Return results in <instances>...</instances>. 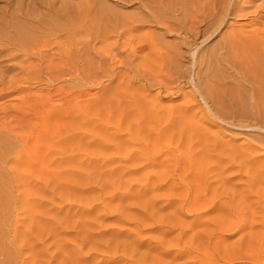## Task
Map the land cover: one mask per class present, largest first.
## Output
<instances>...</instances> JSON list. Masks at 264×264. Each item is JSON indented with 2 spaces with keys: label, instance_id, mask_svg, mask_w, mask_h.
<instances>
[{
  "label": "rangeland",
  "instance_id": "374dc122",
  "mask_svg": "<svg viewBox=\"0 0 264 264\" xmlns=\"http://www.w3.org/2000/svg\"><path fill=\"white\" fill-rule=\"evenodd\" d=\"M181 1L0 0L27 49L0 29V264H264V95L249 103L219 50L239 25L264 38V0L214 25Z\"/></svg>",
  "mask_w": 264,
  "mask_h": 264
},
{
  "label": "bare ground",
  "instance_id": "6f19581e",
  "mask_svg": "<svg viewBox=\"0 0 264 264\" xmlns=\"http://www.w3.org/2000/svg\"><path fill=\"white\" fill-rule=\"evenodd\" d=\"M8 1V0H7ZM95 1V0H94ZM100 1V0H99ZM148 1H155V2H157L158 3V5H162L163 4V0H148ZM171 1H173V0H171ZM185 0H183V2H184ZM189 1H192V0H189ZM198 1H200V0H198ZM197 1V2H198ZM202 1V0H201ZM218 1H220V0H218ZM218 1H216V0H204V1H202V2H200V4L199 5H196V7H194L195 9H193V12L191 13V15L189 14V9L187 10L188 11V14H189V16H191L193 19H195L196 20V22H203V21H206L205 23H207V21H210L209 23H211V21H213V20H216V19H220V23H222V20L225 18L226 19V17H227V15L230 17V18H232L233 16L235 17V16H243L244 15V17L245 16H247V15H249V13H251V11L249 12V10H247L249 7L251 8V4H252V2L254 1L255 2V0H242V2H240V0H230L229 1V4L227 5V4H225L224 2L226 1H223V0H221L220 2H218ZM139 2L141 3V0H139ZM165 2V1H164ZM182 2V1H181ZM182 2V3H183ZM218 2V3H217ZM241 4H240V3ZM262 2H264V1H262ZM69 3V2H68ZM83 3V2H82ZM86 3H88V1L86 2ZM143 3V2H142ZM187 3H188V1H187ZM192 4H193V2H191ZM190 3V4H191ZM228 3V2H227ZM239 3V4H238ZM70 4V3H69ZM146 4V3H145ZM145 4H142L143 6L145 5ZM151 4H153L152 2H151ZM165 4V3H164ZM173 4H174V2H173ZM172 4V5H173ZM189 4V3H188ZM187 4V5H188ZM261 4V3H260ZM85 5V4H84ZM89 5V4H88ZM141 5V6H142ZM176 5V4H175ZM177 5H178V2H177ZM252 5H254V3L252 4ZM65 6H66V4H65ZM70 6V5H69ZM96 6V5H95ZM102 6V5H101ZM143 6H142V8H143ZM146 6V5H145ZM148 6V5H147ZM147 6H146V8H147ZM150 6V5H149ZM149 6H148V8H149ZM153 6V5H152ZM155 6V5H154ZM185 6V3H184V5H183V7ZM191 6V5H190ZM193 6V5H192ZM261 6V5H260ZM260 6H259V8H257V6H255V8L258 10V9H260ZM49 7V6H48ZM51 7H53V5L51 6ZM56 7V6H55ZM72 7V6H71ZM70 7V8H71ZM81 7H83L84 8V6H81ZM87 8V11L89 12V6H86ZM91 7V6H90ZM97 7V6H96ZM176 7V6H175ZM187 7V6H186ZM185 7V8H186ZM253 7V6H252ZM62 8V7H61ZM155 8V7H154ZM157 8V7H156ZM155 8V9H156ZM174 8V7H173ZM172 8V9H173ZM178 8H179V5H178ZM92 9V8H91ZM143 9H145V8H143ZM153 9V8H152ZM152 9H150V10H152ZM191 9V8H190ZM252 9V8H251ZM21 10V9H20ZM61 10V9H60ZM147 10V9H146ZM171 10V9H170ZM253 10H254V8H253ZM19 11V10H18ZM86 11V12H87ZM97 11H99V10H97ZM140 11V10H139ZM173 11V10H172ZM174 11H176V9L174 10ZM173 11V12H174ZM55 12V11H54ZM57 12L58 13H56L57 15H60V16H62L63 18L64 17H66V13L64 12V11H58L57 10ZM68 12V11H67ZM106 12V14H107V11H105ZM153 12H156V11H154L153 10ZM152 12V13H153ZM178 12V11H177ZM191 12V11H190ZM253 12V11H252ZM255 12V11H254ZM16 13V12H15ZM133 13V12H132ZM149 13V12H148ZM147 13V14H148ZM151 13V14H152ZM12 14V13H11ZM17 14H19V13H17ZM25 14H26V12H25ZM65 14V15H64ZM75 14V13H74ZM78 13H76V15H77ZM93 14V13H92ZM103 14V13H102ZM121 14V13H120ZM125 14V13H124ZM177 14V13H176ZM188 14H185V16L186 15H188ZM252 14V13H251ZM253 14H255V13H253ZM15 15V14H14ZM135 15V14H134ZM149 15V14H148ZM30 16V15H29ZM29 16H28V18H29ZM75 16V15H74ZM73 16V17H74ZM145 16V15H144ZM152 16V15H151ZM150 16V18H152ZM173 16V15H172ZM176 16V15H175ZM226 16V17H225ZM78 17H79V14H78ZM98 20H101V15L99 14L98 15V13L96 14V16H95ZM134 17V16H133ZM153 17H155V15L153 14ZM161 17H163V16H161ZM188 17V16H187ZM1 18H3V17H1ZM5 18V17H4ZM3 18V19H4ZM27 18V19H28ZM34 18V17H33ZM75 18V17H74ZM81 18H82V16H81ZM88 18V17H87ZM104 18H105V16H104ZM107 18H109V17H107ZM107 18H105L106 19V21L107 20H109V19H107ZM111 18V17H110ZM136 18H138V17H136ZM165 18V17H164ZM189 18V17H188ZM192 18L190 19L191 21H192ZM238 18H240V17H238ZM90 19H92V18H89V20ZM96 19V20H97ZM105 19H104V22H105ZM126 19V18H125ZM125 19H123V20H125ZM130 19V18H129ZM155 19V18H154ZM179 19V18H178ZM257 19V18H256ZM256 19H254V20H256ZM68 20V19H67ZM82 20H84V17H83V19ZM111 20V19H110ZM128 20V19H127ZM131 20H133L132 18H131ZM130 20V21H131ZM142 20V19H141ZM161 20L162 19H160V21H158V23L159 22H161ZM164 20V19H163ZM163 20H162V22H163ZM166 20V19H165ZM164 20V21H165ZM217 20V21H218ZM253 20V21H254ZM260 20V19H259ZM6 21V20H5ZM51 21H53V20H51ZM70 21V20H69ZM87 21V20H86ZM94 21V20H93ZM126 21V20H125ZM136 21H138L137 19H136ZM167 21V20H166ZM178 21V20H177ZM189 21V20H188ZM217 21H215V23H217ZM54 22V21H53ZM85 22V21H84ZM96 22V21H95ZM100 22V21H99ZM101 22H102V20H101ZM110 22V21H109ZM119 22V21H118ZM117 22V23H118ZM121 22V21H120ZM135 22V21H134ZM156 22V21H155ZM161 22V23H162ZM190 22V21H189ZM3 23V22H2ZM21 23V22H20ZM26 23V22H25ZM71 24H72V21L70 22ZM81 23V22H80ZM103 23V22H102ZM123 23V22H122ZM149 23V22H148ZM166 23V22H165ZM168 23V22H167ZM204 23V24H205ZM214 23V24H215ZM1 24V23H0ZM71 24H69V25H71ZM84 24H88V23H84ZM96 24V23H95ZM104 24V23H103ZM141 24H142V22H141ZM174 24V23H173ZM211 24H213V23H211ZM213 24V25H214ZM218 24H219V22H218ZM262 24V23H261ZM24 25H26V24H24ZM68 25V26H69ZM78 25V24H77ZM77 25L75 26V29L74 30H77V29H79L78 27H77ZM85 25V26H86ZM100 25H102V24H100ZM99 25V26H100ZM132 25V24H131ZM167 25V24H166ZM176 25V24H175ZM175 25H173L172 27H174ZM191 26H189V30H187V31H191V32H194V34L195 35H199V34H201V33H203V31H205V30H207V28L206 29H200V27H197L196 26V24L194 25V24H190ZM203 25V24H202ZM249 25V24H248ZM2 26L3 25H0V29H2ZM5 26H6V30H8V31H6V33H4L5 34V36L4 37H6L5 39V41H7L8 43H9V45H12V46H15L14 48H16V47H18L20 50H22V51H24V50H26L27 51V49L25 48L24 49V47L25 46H23V45H21V42H18V41H16V40H21L20 39V35H22L24 32L21 30L20 31V29H19V31H18V29L17 30H15L14 29V27H12V25L10 24V22L8 23V22H6L5 23ZM22 26H23V24H22ZM21 26V27H22ZM41 26V23H38L37 25L36 24H33V23H28V21H27V25H26V28L27 29H29V30H31V31H33V32H35V31H38V29H39V27ZM44 26V25H43ZM58 26V25H57ZM57 26H55V27H57ZM67 26V27H68ZM82 26V25H81ZM80 26V27H81ZM88 26V25H87ZM103 26V25H102ZM121 26V25H120ZM170 26V25H169ZM177 26V25H176ZM178 26H179V24H178ZM177 26V27H178ZM218 26V25H217ZM216 26V27H217ZM238 26V25H237ZM243 26V25H242ZM19 27H20V25H19ZM72 27V26H71ZM70 27V28H71ZM74 27V26H73ZM84 27V26H83ZM116 27V26H115ZM119 27V26H118ZM131 28H130V30L129 31H131V29H132V26H130ZM141 27V26H140ZM182 27V26H181ZM208 27V26H207ZM245 27V26H244ZM16 28V27H15ZM101 28V27H100ZM105 28H106V26H105ZM133 28H134V26H133ZM136 30L138 31V28L139 27H137L136 26ZM167 30H168V26L167 27H165ZM232 28H234V27H232ZM243 28V27H242ZM4 29V30H5ZM80 29H82V27L80 28ZM85 29H86V27H85ZM150 29V28H149ZM171 29V28H170ZM181 28H179V30H180ZM184 29V28H183ZM213 28H211V30H212ZM216 29V28H215ZM244 29V28H243ZM3 30V29H2ZM3 30V31H4ZM53 30V29H52ZM70 30H72V29H70ZM69 30V31H70ZM126 30V29H125ZM133 30V29H132ZM153 30V29H152ZM176 30V29H175ZM174 30V31H175ZM182 30V29H181ZM208 30L210 31V27H208ZM207 30V31H208ZM261 30V29H260ZM1 31V30H0ZM3 31H1V32H3ZM83 31V30H82ZM88 31V30H87ZM100 31H101V29H100ZM99 31V32H100ZM122 31H124V30H122ZM121 31V33L123 34L124 32H127V31H124V32H122ZM133 31H135V29L133 30ZM176 31H178V29L176 30ZM208 31V33H210ZM213 31V30H212ZM262 31H264V30H262ZM5 32V31H4ZM7 32H8V35H7ZM22 34H21V33ZM29 32V31H28ZM40 32V31H39ZM53 32V31H52ZM73 32V31H72ZM102 32H103V30H102ZM108 32V31H107ZM107 32H106V34H107ZM144 32V31H143ZM151 32V31H150ZM168 32H171L170 30H168ZM190 32V33H191ZM10 33H13V35H14V37H16V42H14L11 38H14V37H12L13 35L12 34H10ZM32 33V32H31ZM37 33V32H36ZM84 33V32H83ZM88 33V32H87ZM90 33V32H89ZM108 33H110V32H108ZM129 33V32H128ZM133 33V32H132ZM137 33V32H136ZM145 33V32H144ZM184 33H187V32H184ZM206 33V32H205ZM204 33V34H205ZM227 33V32H226ZM226 33H224V34H226ZM229 33H230V35L228 34V37L227 38H225V36L226 35H224L223 37L225 38V40H224V42H220L221 43V46H220V49L219 50H222V52L223 53H225L224 54V58L228 61V63L230 64V66H231V68L234 70V72H235V75L238 77V79H239V83H240V85H241V83H243V84H245L248 88H246V87H244V89L245 90H247V91H244L243 92V89L241 88V91H242V94H244V96L246 97L245 99H249V103H250V101L253 103V104H257L258 103V101H256V98H257V96H259V94H261V96L262 95H264V67H262V71L261 72H258V70H261V68H259L258 70H257V68H256V56H254L255 54V50H258L259 52H260V59H261V61H262V66H264V38H262V39H260L262 36H261V34L258 32V31H252L251 33H247V31H243L242 29H240V25H239V27L236 29H232V31L230 32L229 31ZM1 34H3V33H1ZM3 34V35H4ZM102 34V33H101ZM119 34V33H118ZM189 34V33H188ZM192 34V33H191ZM207 34V33H206ZM213 34V33H212ZM23 35H25V33L23 34ZM49 35H50V33H49ZM67 35V34H66ZM71 35V34H70ZM81 35H82V33H81ZM120 35V34H119ZM134 35H135V33H134ZM146 35V34H145ZM144 35V36H145ZM186 35V34H185ZM214 35V34H213ZM11 36V37H10ZM28 36V35H27ZM62 36V35H61ZM147 36V35H146ZM145 36V37H146ZM192 36V35H191ZM194 36V35H193ZM208 36V35H207ZM3 37V36H2ZM38 37V36H37ZM40 37V36H39ZM67 37L69 38V36L67 35ZM72 37V36H71ZM95 37H96V35H95ZM106 37V36H105ZM153 36L151 35V38H152ZM258 37H260V38H258ZM18 38V39H17ZM21 38H23L24 39V37H21ZM101 38V37H100ZM118 38V37H117ZM141 38V37H140ZM150 38V39H151ZM0 39H2L1 37H0ZM22 39V40H23ZM26 39V38H25ZM24 39V40H25ZM43 39H46V38H44L43 37ZM66 39V38H65ZM95 39V38H94ZM106 39H107V37H106ZM146 39V38H145ZM184 39H186V38H184ZM256 39H257V41H256ZM30 40V39H29ZM32 40H34V39H32ZM36 40H38V39H36ZM47 40V39H46ZM45 40V41H46ZM103 40V39H102ZM144 40V39H143ZM148 40V39H147ZM248 40H251L252 42H253V40L255 41V43L256 44H254V46L252 47L251 45H250V43H248L249 45H250V48H249V46L246 44L247 43V41ZM35 41V40H34ZM34 41H32L31 43H33ZM44 41V42H45ZM90 41V40H89ZM124 41V40H123ZM158 41V40H157ZM186 41V40H185ZM246 43H245V42ZM27 42V41H26ZM48 42V41H47ZM155 42V41H154ZM153 42V43H154ZM182 42V41H181ZM193 42V41H192ZM249 42V41H248ZM8 43H6L7 45H8ZM24 43H25V41H24ZM29 43V42H28ZM52 43V42H51ZM108 43V42H107ZM114 43V42H113ZM141 43V42H140ZM144 43V42H143ZM147 43V42H146ZM179 43H180V41H179ZM178 43V44H179ZM186 43V42H185ZM189 43H190V41H189ZM189 43L187 42V44L189 45ZM218 43V42H217ZM254 43V42H253ZM41 44H43L42 43V41H41ZM47 44V43H46ZM46 44H43L42 46H43V48L46 46ZM78 43H74V41H72L71 43H70V50L68 51V52H70V54H72V52H76L78 55H77V59L76 60H70V62H69V67L68 68H70L71 70H76V71H79L78 69L79 68H83V65H84V59L81 57L82 55H80V54H82V52H81V47H83V46H81L80 48L79 47H77L78 45H77ZM102 44V43H101ZM149 44V43H148ZM173 44H176V43H173ZM177 44V45H178ZM194 44V43H193ZM32 45V44H31ZM45 45V46H44ZM86 45H88V44H86ZM113 45V44H112ZM114 45H115V43H114ZM175 46V48L177 47V49H176V52L177 53H179L178 51L180 50V48L178 47V46ZM186 45V44H185ZM184 45V46H185ZM116 46L117 45H115L114 47L116 48ZM119 46H121V45H119ZM119 46H117V47H119ZM133 46L134 45H132V48H133ZM139 46V45H138ZM137 46V47H138ZM150 47L151 49H153L154 47L153 46H151V45H147V44H143V46H142V48H146V47ZM155 46V45H154ZM157 46V45H156ZM155 46V47H156ZM183 46V44L181 45V47ZM7 47V46H6ZM5 47V48H6ZM33 47V46H32ZM39 47V46H38ZM65 47V46H64ZM100 47H102V46H99L98 48H100ZM136 47V46H135ZM165 47L167 48V51L166 52H168V47L167 46H163V49H165ZM170 47V46H169ZM11 48V47H10ZM53 48V47H52ZM59 48V47H58ZM68 48V47H67ZM87 48V47H86ZM105 48V47H104ZM139 49H137V50H140V47H138ZM156 48H158V46L156 47ZM159 48H160V45H159ZM173 48V47H172ZM175 48H173L174 49V51H175ZM48 49V48H47ZM97 49V48H96ZM108 49V48H107ZM120 49V48H119ZM136 50V48H133V50ZM161 49H162V47H161ZM162 49V50H163ZM171 49V48H170ZM170 49H169V51H170ZM18 50V49H17ZM29 50V49H28ZM90 50V49H89ZM143 50V49H142ZM63 51H65V50H63ZM62 51V52H63ZM83 51V50H82ZM100 51H103V50H100ZM132 51V50H131ZM141 51V50H140ZM157 51V50H156ZM165 51V50H164ZM173 50H171L170 52L171 53H173L172 52ZM29 52H31L30 50H29ZM39 52V51H38ZM66 52V51H65ZM68 52H66V54L68 53ZM96 53H97V51H95ZM110 52H112V50L111 51H107V50H104L102 53H105L106 55H110L111 53ZM134 51H132V53H133ZM137 52V51H136ZM136 52H134L135 54H136V56L138 55ZM149 52V51H148ZM151 52V51H150ZM158 52H160V51H158ZM166 52H165V55H166ZM169 52V53H170ZM176 52H174L175 54H176ZM219 52V51H218ZM257 52V51H256ZM10 53V52H9ZM12 53V52H11ZM10 53V54H11ZM64 53V52H63ZM84 53H85V49H84ZM133 53V54H134ZM143 53H144V51H143ZM152 53H154L155 54V51L153 52L152 51ZM161 53V52H160ZM173 53V56L171 57L174 61H176L174 58H175V54ZM28 54V53H27ZM98 54V56H99V54H100V56L102 55L101 54V52L100 53H97ZM132 54V55H133ZM153 54V55H154ZM209 54H211V53H209ZM254 54V55H253ZM9 55V54H8ZM104 55V54H103ZM102 55V56H103ZM181 55V54H180ZM179 55V56H180ZM219 55V54H218ZM31 56V55H30ZM105 56V55H104ZM103 56V57H104ZM167 56V58H169L170 59V54H167L166 55ZM177 56H178V54H177ZM182 56H183V54H182ZM181 56V57H182ZM221 56V55H220ZM70 57H71V55H70ZM107 57V56H106ZM151 58H152V56H150ZM150 57L148 58V59H150ZM120 58V57H119ZM127 58V57H126ZM153 58H155V57H153ZM177 58V57H176ZM219 58V57H218ZM223 58V57H222ZM29 59V58H28ZM72 59H74V57H72ZM106 59V58H105ZM113 59V58H112ZM123 59V58H122ZM171 59V60H172ZM224 59V60H225ZM116 60H118V59H116ZM121 60V59H120ZM133 60V59H132ZM146 60V59H145ZM154 60V59H153ZM162 60V59H161ZM168 60V59H167ZM173 60L171 61L172 63H174L173 62ZM177 60H178V58H177ZM61 61H62V59H61ZM69 61V60H68ZM93 61V60H92ZM109 61V60H108ZM122 61V60H121ZM141 61H143V60H141ZM140 61V62H141ZM147 61V60H146ZM152 61V60H151ZM164 61V60H163ZM220 61V60H219ZM218 61V62H219ZM226 61V62H227ZM63 62V61H62ZM61 62V63H62ZM125 62V61H124ZM148 62V61H147ZM165 62H167V64L169 65L171 62H170V60L169 61H165ZM168 62H170V63H168ZM221 62V61H220ZM219 62V63H220ZM19 63V62H18ZM18 63L16 64V65H18ZM68 63V62H67ZM97 63H98V61H97ZM107 63V62H106ZM115 63H118V61L117 62H115ZM114 63V64H115ZM120 63H122V62H120ZM139 63V62H138ZM149 63V62H148ZM156 63V62H155ZM155 63H154V65H155ZM257 63H259V62H257ZM63 64H64V62H63ZM91 65H92V63H90ZM96 64V63H95ZM114 64H113V66L112 67H114ZM133 64V63H132ZM145 64H147L146 62L145 63H143V64H141L142 66L141 67H143V65H145ZM150 64V63H149ZM222 64V63H221ZM55 65V64H54ZM53 65V66H54ZM57 65V64H56ZM55 65V66H56ZM59 65H61V64H59ZM98 65H99V68H100V63H98ZM98 65H96L97 67H98ZM101 65H102V63H101ZM108 65V64H107ZM122 65V64H121ZM130 65H131V63H130ZM135 65H136V63H135ZM148 65V64H147ZM153 65V64H152ZM158 65H161V64H159L158 63ZM168 65H166L167 67H168ZM19 66V65H18ZM20 66H22V65H20ZM32 66H35V65H32ZM58 66V65H57ZM111 66V65H110ZM156 66V65H155ZM166 66H164V67H166ZM170 66V65H169ZM28 67V66H27ZM40 67V66H39ZM60 67V66H59ZM137 67V66H136ZM140 67V68H141ZM146 67V66H145ZM144 67V68H145ZM148 67V66H147ZM150 67H151V64H150ZM159 67V66H158ZM160 67H162V66H160ZM163 67V68H164ZM172 67V66H171ZM259 67V66H258ZM4 68V67H3ZM102 68H103V66H102ZM101 68V69H102ZM144 68H143V70H144ZM113 69H115V68H113ZM142 69V68H141ZM140 69V70H141ZM147 69V68H146ZM152 69H153V66H152ZM168 69V68H167ZM142 70V71H143ZM111 71H113V70H111ZM137 71V70H136ZM156 71V70H155ZM73 72H75V71H73ZM105 72V71H104ZM154 72V71H153ZM161 72V71H160ZM80 73V72H79ZM76 74V73H75ZM157 74V73H156ZM226 75H230L229 73L228 74H226ZM151 76V75H150ZM227 76V77H228ZM152 77V76H151ZM230 78L231 77H229V79L228 80H230ZM231 79H233V78H231ZM214 81V80H213ZM238 82V81H237ZM237 82H235V84L237 83ZM218 85V84H217ZM244 85H242V87H243ZM241 87V86H240ZM240 87H239V89H240ZM214 88H216L215 86H214ZM230 88H231V86H230ZM219 89V88H218ZM248 90H249V92H248ZM215 91H217L216 89H215ZM225 91V90H224ZM239 92H240V90H239ZM1 93H3V92H1ZM225 93V92H224ZM216 94H218V92L216 93ZM239 94V93H238ZM207 96H208V93L206 94ZM205 95V96H206ZM215 95V94H214ZM240 96H241V93L239 94ZM238 95V96H239ZM209 96H210V94H209ZM208 96V97H209ZM213 96V95H212ZM222 96H223V94H222ZM226 96V95H225ZM225 96H223V97H225ZM238 96H237V98H238ZM239 96V97H240ZM207 97V98H208ZM215 97H217V95L215 96ZM206 98V99H207ZM211 98V97H210ZM226 98V97H225ZM224 98V99H225ZM241 98L243 99V96H241ZM241 98H238V99H241ZM203 99H205V98H203ZM217 99V98H216ZM257 99H259V98H257ZM213 100V99H212ZM215 100V99H214ZM244 100V99H243ZM206 101V100H205ZM216 101V100H215ZM244 101H246V100H244ZM125 103V102H124ZM122 106V105H121ZM255 106H258V105H255ZM119 107V106H118ZM130 107V106H129ZM254 107V106H253ZM252 107V108H253ZM127 108V107H126ZM255 108V107H254ZM253 108V109H254ZM258 108V107H257ZM257 108H255V112L257 113V111H258V109ZM123 109V108H122ZM135 109H137V108H135ZM140 109V108H139ZM252 110V109H251ZM257 110V111H256ZM132 111V110H131ZM253 111V110H252ZM123 112V111H122ZM134 112V111H133ZM132 112V113H133ZM136 112H138V116L140 115V113H139V111H136ZM141 112V111H140ZM254 112V111H253ZM116 113H117V111H116ZM124 113H126L125 111H124ZM130 113V112H129ZM259 113H260V111H259ZM134 114H136V113H134ZM127 115V114H126ZM256 116H258L257 114H255ZM260 115V114H259ZM132 116H134L133 114H132ZM132 116H129V117H132ZM260 116H262V115H260ZM122 117V116H121ZM140 118H141V116H140ZM139 118V119H140ZM261 119V118H260ZM262 120H264V119H262ZM261 120V121H262ZM138 124H141V123H138ZM142 125V124H141ZM0 127H1V125H0ZM4 128L2 127V130H3ZM5 131V130H4ZM3 141V140H2ZM2 147V146H1ZM3 148V147H2ZM225 148V147H224ZM4 149V148H3ZM31 153V152H30ZM0 154H2V153H0ZM5 156V155H4ZM3 157V156H2ZM2 159V158H1ZM3 160V159H2ZM256 167V166H255ZM253 168H254V166H253ZM1 172V171H0ZM4 187V186H3ZM7 189V188H6Z\"/></svg>",
  "mask_w": 264,
  "mask_h": 264
}]
</instances>
